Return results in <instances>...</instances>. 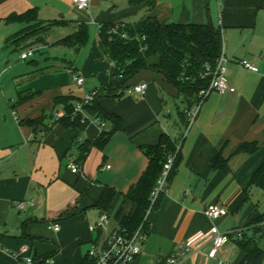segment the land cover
<instances>
[{"label": "crops", "instance_id": "0c3cea01", "mask_svg": "<svg viewBox=\"0 0 264 264\" xmlns=\"http://www.w3.org/2000/svg\"><path fill=\"white\" fill-rule=\"evenodd\" d=\"M32 8L44 21L87 23L90 39L70 59L75 72L68 68L40 72L52 65L63 66L62 59L69 58L9 55L10 49L16 50L8 38L24 23L2 38L0 264H30L26 262L30 256L31 264H84L91 242L122 225L123 218L135 211L126 192L149 164L142 145L155 144L162 135L177 141L180 159L167 190L149 212L142 253L130 264H160L162 257L179 251L183 243L194 248L184 264H215L207 255L214 224L230 234L218 255L223 264H245L246 251L237 240V230L246 231L264 249V231L255 232L249 225L264 216V188L251 185L253 173L264 161V0H90L83 10L72 0H0V24L11 13ZM147 16L183 23L211 19L222 30L227 76L236 91L212 92L187 130L180 120V111L187 105L176 85L154 69H141L121 95L99 98L101 106L115 115L103 121L112 134L105 145L92 146L80 159V146L101 134L98 118L90 116L84 129L65 127L56 121L65 113L56 99L62 95L80 99L113 83L115 63L100 38L99 25L136 23ZM56 27L64 28V34L74 29L73 25ZM55 46L60 51L69 49ZM243 59L259 70L247 69ZM75 74L84 77L82 85ZM141 83L148 85L145 95L132 90ZM26 90L41 93L20 102L19 95ZM43 116L42 122L29 123ZM246 142H256L257 149L235 152ZM216 154L227 167L214 165ZM72 160L80 165L79 173L69 168ZM106 187L114 190V196L109 207L102 209L97 203ZM214 203L226 205L228 214L211 220L204 209ZM108 211L113 212L110 223L103 231L92 232L90 226ZM54 224H59V230L51 227Z\"/></svg>", "mask_w": 264, "mask_h": 264}, {"label": "trees", "instance_id": "16d2710c", "mask_svg": "<svg viewBox=\"0 0 264 264\" xmlns=\"http://www.w3.org/2000/svg\"><path fill=\"white\" fill-rule=\"evenodd\" d=\"M4 21L26 25L8 38L9 46H13L16 51L32 48L34 45L47 44V38L56 26L73 25L74 29L70 34L55 41L54 45L69 48L75 53H79L90 39L87 23L74 20L44 21L40 19L37 8L29 9L23 13H11ZM98 31L103 44L115 63L114 81L106 88L99 89L93 102L84 106L83 114H74L75 102L81 98L77 99L72 95L58 97L56 104L63 105L65 113L56 121L65 127L84 129L90 116L101 121L114 118L115 115L109 114L101 106L99 98L103 95H121L124 85L138 71L145 68L162 73L176 85L184 97L187 108L191 107L198 99L199 91L206 87L209 82V77H201V73L204 72V65L209 63L215 67L223 47L222 30L211 19L204 23H183L147 16L136 23L103 22L99 25ZM153 57L157 60L151 63L150 59ZM62 62L65 63L63 66L52 65L39 71H56L68 68L75 72L74 60L63 58ZM39 93L41 92L33 90L22 91L19 95V101L26 102ZM44 119L45 116L30 120L29 123L36 125ZM180 120L182 124L187 125V115L184 111H180ZM111 134V131L109 132L104 128L99 138L83 143L80 146V150H82L80 159L85 157L92 146L105 145ZM257 147L256 142H246L239 145L235 152H253ZM142 149L150 157V161L139 180L126 192V197L135 204V211L122 220V225L131 231L136 230L142 223L146 211L150 207L152 190L162 174L168 155L176 153V160L168 177V182L175 173L180 159L177 141L170 139L167 135H162L159 142L155 144L142 145ZM213 160L215 166L227 167L219 154H216ZM251 185L264 188V161L253 173ZM113 196L114 190L106 187L97 203L98 206L107 209ZM263 219L264 216L262 215L251 222L250 228L258 232L260 228L256 224ZM252 239L253 237H248L246 231H243L242 236L237 239L240 246L246 251L244 263L261 264L264 260V249L253 243Z\"/></svg>", "mask_w": 264, "mask_h": 264}, {"label": "built area", "instance_id": "2783aa9c", "mask_svg": "<svg viewBox=\"0 0 264 264\" xmlns=\"http://www.w3.org/2000/svg\"><path fill=\"white\" fill-rule=\"evenodd\" d=\"M73 5L78 9H87L89 7L90 0H72ZM224 47V46H223ZM220 56L217 58L216 65L213 67L211 64L206 63L204 65V72L201 73L202 78L209 77V82L206 87L199 91L198 99L192 104L191 107H186L184 113L187 115L188 123L186 125L187 130L190 128L197 115L200 112L204 100L212 93L217 92L219 94H225L227 92H235L236 87L230 83L227 76V63L228 59L225 56L224 48ZM35 48H28L21 54V58L27 59L34 54ZM241 63L249 70L258 71L259 68L248 60H241ZM75 80L78 85L84 83V77L75 74ZM148 85L146 83L137 84L132 87V90L145 95ZM98 89L87 92L80 100L75 102L74 114L84 113V106L93 102L95 97L98 95ZM98 126L102 131L105 128V123L99 119H96ZM176 160V153L169 154L164 164V168L160 178L158 179L155 187L151 193V204L142 223L134 231L129 230L123 225H119L103 236L94 239L85 253L84 264H130L137 256L142 253V245L147 237V224L148 215L155 202L158 200L162 193H165L168 185V177L173 169ZM109 167V165L107 166ZM69 168L74 173L80 172V165L72 160L69 163ZM24 204L21 203L20 207ZM229 208L222 204H208L204 213L211 219L215 220L221 216L228 214ZM110 223V216L108 213H103L99 217V220L90 226L92 232L101 230ZM260 229L264 231V219L256 224ZM55 230H59V224H54ZM243 230H237L236 234L241 237ZM230 234L220 231L217 225H213L210 229V244L208 250V257L215 259V264H223L218 255L221 249L229 242ZM194 252V248L190 245L183 243L179 251H173L165 257H162L159 262L160 264H184L187 255ZM27 263H33V258L27 257Z\"/></svg>", "mask_w": 264, "mask_h": 264}, {"label": "rangeland", "instance_id": "374dc122", "mask_svg": "<svg viewBox=\"0 0 264 264\" xmlns=\"http://www.w3.org/2000/svg\"><path fill=\"white\" fill-rule=\"evenodd\" d=\"M20 26L21 25H19L18 23H10V24L8 23V24H6V23L3 22V23L0 24V50L2 48H4V46L2 44L3 43L2 42L3 41L2 38H4L5 35H7L8 33H13L17 29H19ZM63 30H64V28H58V27L53 28V30L51 32V35L48 37V43L47 44H40L41 46L37 47L39 49L37 50V48H35L36 51L29 58L32 59V58H35L36 56H45L46 54L50 55V56H53V57L56 56V55L67 56L69 59H71V57H73V56H77V55H75V52L73 50H71V49H67V51H60L59 48H57L55 45H53V43L55 42L56 39L67 35V34H64L65 32ZM46 45H47V48L44 51H42V49L40 50L41 47H43V46L45 47ZM52 45L54 47H52ZM57 49H58V51H57ZM10 50H9V52H11V53L9 55H11L13 57L16 56V55L19 56L22 53V51H20V50H17V51H10ZM153 58H155V57H153ZM177 104L178 105H182V102L178 101ZM174 109H175V112L177 113L178 112V108L176 107V104H174ZM108 215L110 217L113 216V212L108 211ZM87 249L85 251H87Z\"/></svg>", "mask_w": 264, "mask_h": 264}]
</instances>
